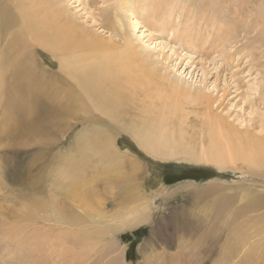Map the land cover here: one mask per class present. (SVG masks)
I'll list each match as a JSON object with an SVG mask.
<instances>
[{
  "label": "rangeland",
  "instance_id": "1",
  "mask_svg": "<svg viewBox=\"0 0 264 264\" xmlns=\"http://www.w3.org/2000/svg\"><path fill=\"white\" fill-rule=\"evenodd\" d=\"M21 2L22 8L32 15L33 23L39 24L38 27L45 23L49 24L50 20L69 26L73 20L75 38L80 39L84 49H91L98 56L99 53L106 54V51L111 54L122 46L123 32L128 33L139 51L146 52L151 69L159 76L155 77L148 72L151 76L146 79L152 80L151 84L162 85L163 81L171 87L165 80L167 78L176 79L183 86L190 85L193 92L201 88L210 95V107L212 106L214 112H218L216 114L251 137L248 140L254 139L258 142L257 154L260 160L205 162L198 161L184 152L170 157L155 155L142 148L129 131L115 130V143L126 154V161L129 158L134 161L135 166L138 164V172L137 170L134 172L132 166L125 165L118 168L120 174L134 176L132 173H136L139 178L137 180L142 184L140 186L148 196L153 197L155 192L161 193L151 205V216L147 222L117 233L120 251L117 250L116 253L122 252L127 264H239L238 262L245 257L244 246L246 244L252 246L251 243L255 242H258V245L251 248L255 251L262 248L260 250L262 253L264 219L259 221V218L264 217V208L256 212L253 206L248 205L251 204V198L256 192L264 191L262 162L264 141L255 137L261 134L258 130H264V0H21ZM133 7H137V10L143 7L138 13L142 27L139 26L137 29L129 25L130 18L133 17L131 14ZM58 8L61 9V13H58ZM168 8L171 11V20L164 14ZM12 9L16 15L20 13V10H14L13 7ZM17 21H20V18ZM167 22L171 25L167 26ZM13 29L21 30L17 25ZM142 30L144 31L141 32ZM87 33L99 36L102 44H99L98 40L95 44L85 38ZM30 38L27 43L18 42L22 53L30 55L33 50L32 53L36 56L33 54L34 57L31 58L38 65L36 69H47L49 70L46 72L47 75L55 76L60 97L67 101L66 97L74 82L60 69L57 56L41 47L36 39ZM106 39H109L108 42ZM8 42V39L1 41L0 48L5 47ZM123 80L122 77L116 79L117 82L124 83L122 88L128 86ZM15 94L13 100L20 97L19 93ZM11 98L12 96H0V120L4 115L11 118L14 116L13 121L16 123L23 113L20 111L19 115L16 107L8 105ZM172 98H176V93L172 94ZM142 99L143 95L139 97L137 103ZM197 102L192 98L185 102L189 112L188 121L184 124L187 129L185 144H195V147L201 150V142L204 143L203 149H207L213 137L205 123L204 112L207 106ZM93 112V109L90 110L87 115L90 119L83 121L82 118L72 119L73 116L65 114L63 118H57L59 119L57 129L49 130L51 124L55 126L56 111L54 109L50 112L42 111V116L35 120L37 129L26 136L31 139L35 137L40 142H34V139L33 142L18 141L20 137L15 126L12 127L10 134H0V209L3 208V212L0 211L2 215L0 222L2 227L5 224L1 229L12 227L16 229L11 230L12 238L0 234V264L112 262L111 255H108L107 235L100 239L101 242L93 245L94 251L85 256L80 254L76 245H73L74 239L59 238L64 233L71 236L68 231L62 232L51 224L43 228V236L39 235L37 239H33L35 228L41 225L37 226L31 220L23 221L19 216L24 211L27 215L32 214V217L33 214L36 217L45 214L41 206L53 191L52 179L56 173L55 167L59 163L56 154H72L71 148L81 133L87 128L100 127L101 123L105 122V118L104 121L96 118L100 123H95ZM10 127L7 130H10ZM11 141L12 145L6 147ZM223 146L221 143L220 147ZM88 168L86 179L80 180H86L88 183L86 185L89 186L82 185L84 187L81 193L88 197L90 194L91 201L96 199L94 205L98 200H106L108 206L106 211L110 213L115 211L118 208L115 203L119 201L122 189V186L115 183L116 173L111 171L108 178L103 174H96L93 168ZM158 178L161 179L158 181L156 180ZM117 197L119 198L116 199ZM112 199L115 203L111 201ZM24 202H27L28 206L33 205L29 208ZM235 214L239 216L236 217ZM173 217L178 220L175 219L174 222ZM6 223L10 228L6 227ZM162 223L164 225L154 236L152 243L155 251L147 249L143 253L144 245L151 239L152 229ZM26 227H30L27 228L30 230L29 234ZM20 229L24 232L19 236L18 234L22 232ZM24 233L31 235V239ZM16 234L20 238H16ZM46 240H49V244ZM39 243L41 246L36 247H40L39 251L44 252L36 255L34 245ZM45 244L51 246L46 247ZM211 244L213 248L209 257L193 255L200 248L204 250ZM49 250L54 253L51 251V254ZM103 253H107V257H104ZM253 262L264 264V258L260 256L259 261Z\"/></svg>",
  "mask_w": 264,
  "mask_h": 264
},
{
  "label": "bare ground",
  "instance_id": "2",
  "mask_svg": "<svg viewBox=\"0 0 264 264\" xmlns=\"http://www.w3.org/2000/svg\"><path fill=\"white\" fill-rule=\"evenodd\" d=\"M12 7L14 10H20V13L18 15L14 14ZM141 10H143V7L138 10L137 7L132 8L131 14L133 17L130 18V27L137 29L141 26L138 19V13ZM58 13H61L60 8H58ZM164 14L167 19L171 20L169 8L164 11ZM18 18H20V21H17ZM118 22L121 24L120 19H118ZM50 23L42 24L41 27H38L39 24H34L32 15L22 8L21 0L0 2V42L4 39L9 41L5 47L0 48V96H12L8 101V105L16 107L19 115L20 111L23 113L16 123L13 121L14 116L11 118L4 115L0 120V134H10L12 127L15 126L16 132L20 137L17 139L18 141H39L35 137L33 140L26 136L37 129L35 120H38L37 117L42 116V111L50 112L52 109L56 111V119L55 126L51 124L50 128H48L49 130L57 129V122H59L57 118H63L65 114L69 117L73 116L72 119L82 118V121L89 120L90 118L87 115L92 109L94 110V122L100 123L96 118L102 121L105 118V122H102L100 127L87 128L85 132L77 137L75 144L71 148L74 154H56L59 163L55 167L56 173L54 179H52L53 185L50 182V185L53 186V189H50L53 191L50 193L49 199L44 200L45 202L41 206L45 214L42 217H36L33 214L34 217H32V214L27 215L24 211L19 216L21 220L23 218V221L29 222L31 220L33 224L41 225L35 228L33 239H37L39 235L43 236V228L45 229L46 226L51 224L62 230V232L68 231L71 236H66V233H64L63 235L65 236L61 235L59 238L62 240L74 239L73 245H76L75 247L79 249L80 254L85 256L94 251L93 245L101 242L100 239L107 235L106 240L107 243L109 242L108 255L110 254L112 258L110 264H127L124 254L122 252L116 253L117 250L120 251L117 233L147 222L151 216V205L161 193L155 192L153 197L148 196L142 186H140L141 183L137 180L139 178H137L136 173H132L134 176L120 174L118 168L130 165L135 172L138 169V164L135 166L134 161L129 158L126 161V154L115 143V130L123 129L129 131L142 148L151 151L155 155L170 157L184 152L198 161L205 162L224 163L232 162L236 159H244L247 162L256 159L260 160L257 154L258 142L254 139L253 141L248 140L251 137L246 136L245 133L236 129L221 115L216 114L218 112H214L211 109L212 106L210 107V95L203 92L201 88L193 92L189 87L190 85L183 86L176 79L167 78L165 80L171 87L164 84L163 81L162 85L151 84L152 80L150 81L146 78L153 74L155 77L159 76L155 75L157 73L151 69L150 60L146 52L139 51L138 46H136L128 33L123 32L122 46L119 45L120 47L111 52V54L106 51V54L99 53L98 56L91 49H84V44L80 42V39L75 38V30L72 27L75 26L73 20L69 26L53 20H50ZM16 25L21 29L20 31L13 29ZM169 25H171L170 22H167V26ZM30 37L36 39L41 47L57 56L60 69L74 82V85L70 88L71 91L66 97L67 101L60 97L55 76L47 75L46 72L49 71L47 69H36L38 65L31 58L35 55L32 53L33 50L30 55L22 53L19 43L29 42ZM85 38L90 39L95 44L96 40H98L99 44H102L97 35L94 36L87 33ZM119 77L124 78L125 81H123L128 83V86L122 88L124 83L116 81ZM63 89L65 90V87ZM15 93H19L21 98L13 100L16 97ZM173 93H176V98H172ZM141 95H143V99L140 103H137ZM189 98L207 106L206 112H204L206 113L205 123L209 127L211 137H213L211 144L207 147L205 146L207 149H203V142H201V150L197 149L195 144H185L187 129L184 124L189 117L185 102ZM156 100L158 101L156 102ZM15 115L17 116V114ZM9 126H11V129L7 130ZM258 132L261 134L255 137L264 141V130L260 129ZM12 141L11 144L7 143L6 147L11 146ZM221 143L224 144L223 147H220ZM262 162L264 164V159H262ZM87 166L93 168L96 174L100 173V175L103 174L108 178H110L111 171L116 173L115 183H117V186H122V189L120 190V198H116H119V201L115 203L114 199L111 200L118 207L115 211L111 213L106 211L108 207L106 200H98V203L94 205L95 198V201H91L89 193V197L81 193L84 187L82 185L88 184L86 180H83L86 179L85 175L89 172ZM114 176H112L113 179ZM81 178H83V181L80 180ZM160 179L156 180L159 181ZM86 189L88 188L86 187ZM88 190L90 191L91 189ZM26 203L24 202L25 205ZM31 205L28 207L30 208ZM250 206H253L256 212L258 209L264 208V191L262 193L256 192L253 195L251 204L248 207ZM35 208L38 209V207ZM7 210L9 211L10 209L7 208ZM0 211L3 212V208ZM2 214L4 215L5 213ZM38 214L40 216V212ZM0 216L2 215L0 214ZM235 216L239 215L235 214ZM172 219L174 222L178 220L176 217ZM262 219H264L263 216L259 218V221ZM0 221L2 220L0 219ZM4 225L2 227L0 222V234L7 238H12L13 234L11 232L16 229H13L10 225L11 229L2 230L1 228H4ZM163 225V223L159 224L152 229L151 239L147 240L144 245L143 253L147 249L154 250L152 245L154 236L161 230ZM28 229L26 231L27 234L30 232ZM263 229L264 226L262 231ZM19 231H22L21 233L18 232L19 234L17 233L20 236L24 231L21 229ZM17 234L15 237L20 238ZM24 235L26 234L24 233ZM26 237L31 239V235H26ZM25 239L30 240L28 238ZM40 243L39 245H34V250L37 252L36 255H39L42 251L44 252V250L39 251L40 247H36L41 246ZM257 243H251L253 244L252 246L249 244L244 246L243 254L245 257L238 262L239 264H254L253 261H259L260 256L264 258V249L262 253L260 251L262 248L257 251L252 249L258 245ZM213 244L208 247L205 246L204 250L200 248L193 255L209 257L212 253ZM49 246L51 245L46 247ZM103 255L107 257V253H103ZM39 257L41 258V256Z\"/></svg>",
  "mask_w": 264,
  "mask_h": 264
}]
</instances>
